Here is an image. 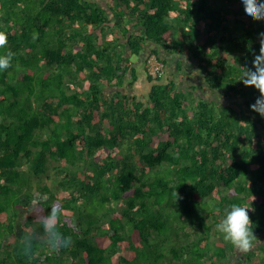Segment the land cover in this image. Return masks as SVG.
<instances>
[{"label":"trees","instance_id":"obj_1","mask_svg":"<svg viewBox=\"0 0 264 264\" xmlns=\"http://www.w3.org/2000/svg\"><path fill=\"white\" fill-rule=\"evenodd\" d=\"M224 2L135 0L129 11L144 36L117 52L118 40L85 31L108 15L82 0H0V264H226V247L211 242L215 223L221 244L233 253L240 242L255 262L253 238L264 241V0L243 1L256 9L242 30L225 23ZM178 27L177 45L222 105L171 85L153 87L146 105L105 97L104 83L125 76L126 47L166 48ZM121 139L148 177L126 156L114 163L122 150L106 149ZM50 167L64 181L58 196L37 181ZM23 212L49 232L29 235ZM187 227L201 234L182 244Z\"/></svg>","mask_w":264,"mask_h":264},{"label":"crops","instance_id":"obj_2","mask_svg":"<svg viewBox=\"0 0 264 264\" xmlns=\"http://www.w3.org/2000/svg\"><path fill=\"white\" fill-rule=\"evenodd\" d=\"M85 4L93 6L95 11H103L108 15V22L102 24L96 30L88 28L85 31H90L99 40H118L119 44H127L131 37L144 36L142 21L130 13L133 9L132 5L135 0H82ZM129 1L130 4L126 2ZM137 1V0H136ZM144 3H151L152 0H143ZM182 8L186 7L184 1H181ZM147 11V10H146ZM150 12V11H149ZM176 13H171L172 19H177ZM180 18V17H179ZM181 19H178L177 24ZM204 23H200L199 29L205 32ZM103 30V31H102ZM187 30V29H186ZM183 27L176 28L173 31L174 41L172 44L163 48L161 45L154 42H146L143 51L139 55H129V47H126L127 61L124 70L123 80L117 83V80L112 83H104L105 97L108 99H126L130 103L147 104L149 94L153 87L171 85L175 89V93H184L187 95L199 96L202 100L213 101L222 105L225 99L219 94H215L209 89L206 84V73L199 68V61L195 59L187 46L180 47L176 40L182 39ZM119 52V50H117ZM156 52L161 61L166 64V73L160 79H154L148 73V59ZM121 75L123 73L121 72ZM176 89L184 91L178 92ZM219 98V99H218ZM199 99V98H198Z\"/></svg>","mask_w":264,"mask_h":264},{"label":"rangeland","instance_id":"obj_3","mask_svg":"<svg viewBox=\"0 0 264 264\" xmlns=\"http://www.w3.org/2000/svg\"><path fill=\"white\" fill-rule=\"evenodd\" d=\"M243 1H245V0H225V2L223 3L224 4L223 10L225 12V23H227V25L230 27H232V26L236 27V25H237L238 30H242L245 26H247L250 23L251 15L249 12L251 10L254 11L256 9V8L252 7V6H254L252 3H250V4L247 3L245 6H243ZM180 22L182 23V21H180ZM204 30L206 31L205 26H204ZM20 44H22V43L20 42ZM118 44H119V42H117V45ZM121 46L124 47L123 44ZM121 46L118 45V50L119 49L121 50V48H120ZM19 70H20L19 72L24 71L21 69H19ZM176 90L178 92H184V91H181L178 89H176ZM181 94H183V93H181ZM184 95H187V94H184ZM214 102L217 103L216 101H214ZM188 105H190V104H188ZM106 139H108V136ZM129 146L130 145H128V143L125 142V140L121 139V140H119L117 146L108 145L106 150L109 153H112L113 155L115 154L116 150H119V149H120V151L122 150V153L121 152L118 153L119 157L117 155H114V156H116V157H114V158H116V159H114V163L116 164L120 160V157L126 156L130 159V161L132 162V165H134V167H136V172L138 174H140L142 177L143 176L148 177L147 176L148 173L146 171V166L143 163H141L140 161H138V159H135V157L130 154L131 151L129 149ZM55 165H56V163L53 162L51 166H55ZM73 174L80 175L79 172L78 173L76 172V170L73 171ZM27 175H28V173H25V176H27ZM47 175L50 177L49 179L46 177ZM47 175L43 176L42 178L37 179V181L40 182L38 184L43 185L46 183V185L52 190V192L58 196L63 191V186H64L62 174L58 170L54 169L53 167H50ZM111 195H112V191H110V196ZM120 206H122V208H124V205H121V202H120ZM211 208L215 209V206L213 205ZM217 212L219 213L218 209H217ZM25 217H26V213L23 212V217H21V218L25 219L23 221V223L29 225V228H30V232L28 233L29 235L32 234V231H36V230L38 232H40L42 235H45L49 232V230H50L49 226H46V225L44 226V225H40V224H29ZM208 222L210 224L211 223L213 224L214 220L212 218H209ZM220 226H221L220 224H216V223L213 226L211 242L214 246H220L221 245V246L226 247V249L229 253V255H228L229 261H227L226 264H258L259 260L262 258L261 256H263V253L259 250V246L264 243V241H262L263 243L260 244L261 235L258 234L257 239L253 238V241L256 240V245L252 249H255L259 254L256 258L253 259V262L254 261L255 262L252 263V262H248L249 259L246 257V255L248 253L246 251L248 249L245 250L242 247L243 245L240 242L236 243L234 245V246H236L235 247L236 249L234 250L233 253H231L230 247L228 246V244H223V243L221 244V241H220L221 238H220V236H218V229ZM200 234L201 233H199L198 231L196 232V230H194L193 228L187 227L186 231L183 233L181 243L186 244V243L191 242V241L192 242L196 241L198 239V237L200 236ZM219 235H221V234L219 233ZM90 241L93 242V239H90ZM175 264H180V263L176 262Z\"/></svg>","mask_w":264,"mask_h":264},{"label":"built area","instance_id":"obj_4","mask_svg":"<svg viewBox=\"0 0 264 264\" xmlns=\"http://www.w3.org/2000/svg\"><path fill=\"white\" fill-rule=\"evenodd\" d=\"M148 73L150 77L160 79L166 73V65L156 55H152L148 59Z\"/></svg>","mask_w":264,"mask_h":264},{"label":"bare ground","instance_id":"obj_5","mask_svg":"<svg viewBox=\"0 0 264 264\" xmlns=\"http://www.w3.org/2000/svg\"><path fill=\"white\" fill-rule=\"evenodd\" d=\"M166 65V64H165ZM167 69V68H166Z\"/></svg>","mask_w":264,"mask_h":264}]
</instances>
